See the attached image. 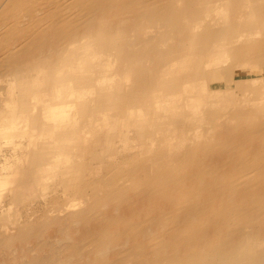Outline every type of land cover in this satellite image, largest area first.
<instances>
[{"label":"bare ground","instance_id":"6f19581e","mask_svg":"<svg viewBox=\"0 0 264 264\" xmlns=\"http://www.w3.org/2000/svg\"><path fill=\"white\" fill-rule=\"evenodd\" d=\"M240 68L264 0H0V264H264Z\"/></svg>","mask_w":264,"mask_h":264},{"label":"rangeland","instance_id":"374dc122","mask_svg":"<svg viewBox=\"0 0 264 264\" xmlns=\"http://www.w3.org/2000/svg\"><path fill=\"white\" fill-rule=\"evenodd\" d=\"M264 74L261 70H250L248 68H240L235 70L232 74L228 73H221L212 78V85L214 88H225V87H232L235 88V82L238 79H246L251 76H257ZM40 202V201H39ZM37 202V203H39ZM27 209H22L21 212L23 213L22 216L27 212ZM0 207V211H1ZM2 224V221L0 220V226Z\"/></svg>","mask_w":264,"mask_h":264}]
</instances>
